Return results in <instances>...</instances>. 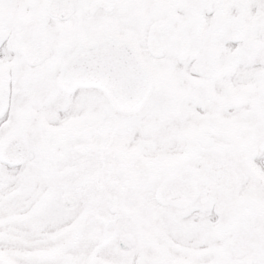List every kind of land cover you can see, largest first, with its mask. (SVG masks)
Here are the masks:
<instances>
[{"label": "snow or ice", "instance_id": "1", "mask_svg": "<svg viewBox=\"0 0 264 264\" xmlns=\"http://www.w3.org/2000/svg\"><path fill=\"white\" fill-rule=\"evenodd\" d=\"M0 264H264V0H0Z\"/></svg>", "mask_w": 264, "mask_h": 264}]
</instances>
